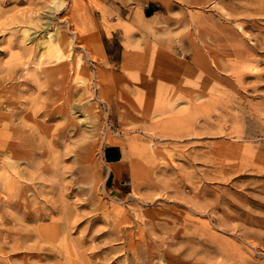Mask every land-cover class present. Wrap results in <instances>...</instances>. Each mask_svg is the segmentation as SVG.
I'll return each mask as SVG.
<instances>
[{
	"label": "rangeland",
	"instance_id": "rangeland-1",
	"mask_svg": "<svg viewBox=\"0 0 264 264\" xmlns=\"http://www.w3.org/2000/svg\"><path fill=\"white\" fill-rule=\"evenodd\" d=\"M231 1L0 0V264H264V0Z\"/></svg>",
	"mask_w": 264,
	"mask_h": 264
},
{
	"label": "bare ground",
	"instance_id": "bare-ground-1",
	"mask_svg": "<svg viewBox=\"0 0 264 264\" xmlns=\"http://www.w3.org/2000/svg\"><path fill=\"white\" fill-rule=\"evenodd\" d=\"M213 1H214V0H213ZM241 1H242V0H241ZM158 2H159V1H158ZM231 2H234V1L232 0ZM239 2H240V1H239ZM251 2H252V1H251ZM254 2H255V0H254ZM254 2H253V3H254ZM244 3H245V2H244ZM256 3H257V2H256ZM257 4H258V3H257ZM240 5H241V4H240ZM247 5H249V4H247ZM258 5H259V4H258ZM263 5H264V4H263ZM263 5H262V6H263ZM254 6H255V5H254ZM251 7H252V3H251ZM230 8H231V7H230ZM230 8H229V9H230ZM245 8H247V7H245ZM245 8H244V10H245ZM249 8H250V7H249ZM258 8H260V7H258ZM260 9H261V8H260ZM231 10H232V9H231ZM251 10H252V8H251ZM228 11H229V10H228ZM228 11H226V12H228ZM226 12H225V13H226ZM230 12L233 13V11H230ZM230 12H229V13H230ZM236 12H237V11H236ZM229 13H228V14H229ZM232 13H231V14H232ZM231 14H230V16H233V15H231ZM236 14H238V13H236ZM241 14H244V13H241ZM241 14H240V15H241ZM244 15H245V14H244ZM234 16H235V13H234ZM234 16H233V17H234ZM238 16H239V15H238ZM238 16L236 15L235 17H238ZM225 17H228V16H225ZM240 17H241V16H240ZM137 19H138V18H137ZM225 19H226V18H225ZM28 20H29V22H32V20H31L30 18H29ZM30 20H31V21H30ZM139 20H140V19H139ZM226 20H228V19H226ZM27 22H28V21H27ZM35 22H36V21H35ZM35 22H34V23H35ZM48 22H49V21H48ZM137 23H138V20H137ZM240 23H241V22H240ZM37 24H38V23H37ZM42 24H43V22H42ZM46 24H47V22H46ZM237 24H238V23H237ZM44 25H45V24H44ZM138 25H139V24H138ZM238 25H239V24H238ZM40 26H41V28H42V25H40ZM240 26L242 27L243 24H241ZM32 27H33V26H32ZM236 27H237V26H236ZM33 28H34V27H33ZM37 28H38V27H37ZM234 28H235V27H234ZM234 28H233V29H234ZM31 29H32V28H31ZM239 29H240V28H239ZM37 30H38V29H37ZM237 30H238V29H237ZM243 30H244V29H243ZM244 32H245V31H244ZM240 33H242V31H240ZM245 33H246V32H245ZM244 36H245V35H244ZM244 36H243V37H244ZM47 37H48V36H47ZM230 38H231V37H230ZM192 40H193V39H192ZM131 41H132V40H131ZM232 41H233V40H232ZM189 42H190V41H189ZM66 43H67L66 46H67V48H68V47H69V44H68V42H66ZM262 44H264V43H262ZM262 44H259V45H262ZM259 45H258V46H259ZM133 46H134V43H133ZM70 47H71V46H70ZM70 47H69V48H70ZM192 47H193V46H192ZM69 48H68V49H69ZM244 48H245V47H244ZM244 48H242V49L244 50ZM46 49H47V48H46ZM50 49H52V48L50 47ZM62 49H63V48L61 47V45H60L59 43L55 44V47L53 48V50H56L58 53H60ZM133 49H134V48H133ZM66 50H67V49H66ZM45 52H46V51H45ZM243 52H244V51H243ZM245 52H246V51H245ZM259 52H260V51H259ZM246 53H247V52H246ZM246 53H245V54H246ZM69 54H70V52H69ZM69 54H68V55H69ZM44 55H45V54H44ZM44 55H43V56H44ZM46 55H48V54H46ZM246 55H247V54H246ZM128 57H129V56H128ZM243 57H244V56H243ZM40 58H41V57H40ZM40 58H39V59H40ZM42 58H43V57H42ZM167 58H168V57H167ZM49 59H50V58H49ZM132 59H133V58H132ZM233 59H234V58H233ZM228 60H230V59H228ZM48 61H49V60H48ZM52 61H53V60H52ZM54 61H57V59L54 60ZM235 61H236V60H235ZM167 62H168V61H167ZM39 63H40V62H39ZM47 63H48V62H47ZM157 63H158V62H157ZM132 64H133V63H132ZM236 64H237V63H236ZM222 65H223V64H222ZM131 66H132V65H131ZM152 66H154V65H152ZM216 66H217V65H216ZM216 66H215V67H216ZM223 66H224V65H223ZM227 66H228V65H226V67H227ZM242 66H243V65H242ZM248 66H249V65H248ZM171 67H172V66H170V68H171ZM224 67H225V66H224ZM228 67H229V66H228ZM230 67H231V66H230ZM152 68H153V67H152ZM155 68H156V67H155ZM146 69H147V68H146ZM173 69H174V68H173ZM229 69H232V67L229 68ZM242 69H244V68H242ZM245 69H246V68H245ZM152 70H153V69H152ZM167 70H168V69H167ZM236 70H237V68H236ZM236 70H235V71H236ZM240 70H241V69H240ZM158 71H159V70H158ZM237 71H238V70H237ZM145 72H146V71H145ZM147 72H148V70H147ZM242 72L244 73L245 71L243 70ZM150 73H151V71H150ZM153 73H155V72H153ZM231 73H232V71H231ZM240 73H241V72H240ZM240 73H239V74H240ZM243 73H242V74H243ZM66 74H67V73H66ZM245 74H246V72H245ZM232 75H233V74H232ZM260 75H261V74H260ZM143 76H144V75H143ZM147 76H148V75H147ZM151 76H153V75H151ZM151 76H150V77H151ZM238 77H239V76H238ZM238 77H237V78H238ZM234 78H235V77H234ZM239 78H240V77H239ZM140 79H141V78H140ZM145 79H146V76H145ZM153 79H154V78H153ZM240 79H242V77H241ZM67 81H68V79H67ZM70 81H71V80H70ZM140 81H141V80H140ZM152 81H153V80H152ZM155 81H156V80H155ZM235 81H236V79H235ZM240 81H241V80L237 79V82L240 83ZM73 82H74V81H73ZM137 82H138V81H137ZM135 83H136V81H135ZM138 83H139V82H138ZM138 83H137V84H138ZM71 84H72V83H71ZM71 84H68V85H71ZM139 84H140V83H139ZM141 84H142V82H141ZM74 86H76V88H75V90H76V89L78 88V87H77V84L74 85ZM253 86H254V85H253ZM67 87H68V86H67ZM69 88H70V87H69ZM11 89H12V88H11ZM16 89H18V88H16ZM87 89H88V88H87ZM89 89L91 90V88H89ZM89 89H88V90H89ZM252 89H254V87H252ZM8 90H9V89H8ZM73 90H74V89H73ZM80 90H81V89H80ZM90 90H89L88 92H90ZM64 92H65V91H64ZM81 92H82V91H81ZM83 92H84V91H83ZM85 92L87 93V91H85ZM13 93H14V92H13ZM67 93H69V92H67ZM74 93H75V92H74ZM79 93H80V92H79ZM11 94H12V93H11ZM16 94H18V93H16ZM77 94H78V93L76 92L75 95H77ZM80 94H81V93H80ZM91 94H92V91H91ZM14 95H15V94H14ZM84 95H85V94H84ZM7 96H8V95H7ZM64 96H66V94H65ZM67 96H68V94H67ZM67 96H66V97H67ZM82 96H83V95H81L80 97H82ZM88 96H90V94H89ZM88 96H87V97H88ZM3 97H4V94H3ZM77 97H78V96H77ZM90 97H91V96H90ZM5 98H7V97H5ZM70 99H71V98H70ZM80 100H81V99H80ZM6 101H7V100H6ZM65 102L67 103V101H65ZM73 103H74V101H73ZM76 103H77V102H76ZM79 104H80V103H79ZM79 104H78V105H79ZM58 105H59V104H58ZM70 105H72V104H70ZM73 105L75 106V103H74ZM60 106H61V105H60ZM60 106H59V107H60ZM57 107H58V106H57ZM75 107H77V106H75ZM55 108H56V106H55ZM67 108H69V107H67ZM91 108H93V106H92ZM59 109H61V108H59ZM86 110H87V109H86ZM88 110H89V108H88ZM56 111H57V110H56ZM68 111H69V110H68ZM85 112H86V111H85ZM90 112H91V111H90ZM22 113H23V112H22ZM69 113H70V112H69ZM86 113H87V112H86ZM92 113H93V112H92ZM12 114H13V113H12ZM56 114H58V113H56ZM20 115H21V114H20ZM56 116H57V115H56ZM20 117H22V115H21ZM93 117H94V116H93ZM91 118H92V117H91ZM23 119H24V118H21L20 120H23ZM1 120H2V119H1ZM18 120H19V119H18ZM1 122H2V121H1ZM6 124H7V123H6ZM6 124H5V126H6ZM7 125H8V124H7ZM0 126H1V125H0ZM7 127H8V126H7ZM0 128H1V127H0ZM1 130H2V128H1ZM165 135H167V134L165 133ZM146 145H147V144H146ZM150 145H151V144H150ZM219 146H220V145H219ZM23 147H24V144H23L22 142H18V144L15 145L16 153L19 154V152L23 149ZM147 148H148V147H147ZM147 151H148V149H147ZM149 151H150V150H149ZM217 152H218V151H217ZM147 153H148V152H147ZM147 153L145 152L144 154H147ZM218 153H219V152H218ZM149 154H150V153H149ZM149 154H147V155H149ZM6 157H7V156H4V158H6ZM2 159H3V158H2ZM7 159L9 160L8 157H7ZM11 159H12V158H10V160H11ZM10 160H9V161H10ZM4 161H5V159H4ZM9 161H8V163H11V161H10V162H9ZM5 162H6V165H7V164H8L7 161H5ZM5 162H4V163H5ZM28 162H29V161H28ZM2 164H3V163H2ZM29 164H30V163H29ZM230 164H231V162H229L228 167L230 166ZM3 165H4V164H3ZM8 165H9V164H8ZM224 165H225V164H224ZM232 165H233V164H231V166H232ZM235 165H236V164H234V166H235ZM240 165H241V164H240ZM220 166H222V165H220ZM238 166H239V165H238ZM4 167H5V165H4ZM4 167H3V168H4ZM17 167H18V166H17ZM235 167H236V166H235ZM235 167H234V169H236ZM222 168H224V167L222 166ZM218 169H219V167H218ZM218 169H216V171H217ZM23 170H24V169H23ZM26 170H29V169L26 168ZM219 170H220V169H219ZM238 170H239V168H238ZM17 171H18V170H17ZM17 171H15V173H16ZM221 171H222V170H221ZM231 171H233V170H231ZM24 172H25V171H24ZM218 172H219V171H218ZM218 172H216V173L218 174ZM222 172H223V171H222ZM222 172H221V173H222ZM227 172H228V171H227ZM18 173H20V172H18ZM18 173H16V176H17ZM217 174H216V175H217ZM19 176H20V175H19ZM218 176H219V175H218ZM17 177H18V176H17ZM17 177H16V179H17ZM24 177H25V176H24ZM20 178H21V177H20ZM16 179H15L14 181H17V180H18V179H17V180H16ZM20 180H21V181H24V180H22V179H20ZM20 180H18V181H20ZM14 183H17V182H12V186H13ZM18 184H19V183H17V185H18ZM23 184H24V183H23ZM7 185L9 186L8 183H7ZM1 186H2V185H1ZM14 186L16 187L15 184H14ZM18 186H19V185H18ZM6 188H7V187H6ZM17 188H18V187H17ZM23 188H24V187H23ZM24 191H25V192H29V191H26L25 189H24ZM31 192H32V191H31ZM29 193H30V192H29ZM20 195H21V194H20ZM29 198H30V197H29ZM26 201H27V200H26ZM32 201H33V200H32ZM61 212H62V211H61ZM64 213H65V212H63V215H64ZM48 215H49V214H48ZM72 215H73V214H72ZM66 216H67V215H66ZM46 217H47V216H46ZM61 217H62V215H61ZM61 217H60V218H61ZM62 218H65L64 220H66V217H65V216L62 217ZM70 218H72V217H70ZM44 219H45V218H44ZM51 219H52V218H51ZM67 219H68V218H67ZM56 221H57V220H56ZM69 221H71V220H69ZM59 222H60V221H59ZM59 222H58V223H59ZM65 224H66V223H65ZM67 225H68V224H67ZM67 225H66V226H67ZM71 225H72V224H71ZM224 226H225V225H224ZM69 227H71V226H69ZM97 235H98V234H97ZM95 236H96V235H95ZM129 237H130V236H129ZM129 237H128V238H129ZM90 238H91V237H90ZM130 239H131V237H130ZM130 239H129V240H130ZM129 242H131V241H129ZM94 248H95V247H94ZM98 251H99V250H98ZM99 252H100V251H99Z\"/></svg>",
	"mask_w": 264,
	"mask_h": 264
},
{
	"label": "crops",
	"instance_id": "crops-1",
	"mask_svg": "<svg viewBox=\"0 0 264 264\" xmlns=\"http://www.w3.org/2000/svg\"><path fill=\"white\" fill-rule=\"evenodd\" d=\"M103 158L109 165H115L121 160L122 150L118 145L108 146L103 150Z\"/></svg>",
	"mask_w": 264,
	"mask_h": 264
}]
</instances>
